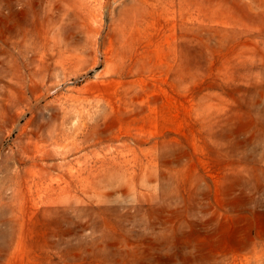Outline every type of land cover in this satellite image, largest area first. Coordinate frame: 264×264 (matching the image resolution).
Wrapping results in <instances>:
<instances>
[{
	"label": "rangeland",
	"instance_id": "374dc122",
	"mask_svg": "<svg viewBox=\"0 0 264 264\" xmlns=\"http://www.w3.org/2000/svg\"><path fill=\"white\" fill-rule=\"evenodd\" d=\"M0 264H264V0H0Z\"/></svg>",
	"mask_w": 264,
	"mask_h": 264
}]
</instances>
